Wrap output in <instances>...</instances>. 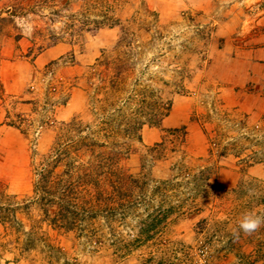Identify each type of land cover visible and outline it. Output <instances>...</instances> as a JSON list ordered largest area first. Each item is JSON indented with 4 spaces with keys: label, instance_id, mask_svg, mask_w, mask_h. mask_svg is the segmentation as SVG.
Wrapping results in <instances>:
<instances>
[{
    "label": "rangeland",
    "instance_id": "374dc122",
    "mask_svg": "<svg viewBox=\"0 0 264 264\" xmlns=\"http://www.w3.org/2000/svg\"><path fill=\"white\" fill-rule=\"evenodd\" d=\"M263 33L264 0H0V264H264Z\"/></svg>",
    "mask_w": 264,
    "mask_h": 264
},
{
    "label": "crops",
    "instance_id": "0c3cea01",
    "mask_svg": "<svg viewBox=\"0 0 264 264\" xmlns=\"http://www.w3.org/2000/svg\"><path fill=\"white\" fill-rule=\"evenodd\" d=\"M260 38L264 42V33ZM252 41L248 40L246 44H252ZM241 58L246 65V72L242 74L245 77V81L255 84H253L255 86L253 91L250 89L248 96L254 97L253 100L259 101L264 105V44L258 48L249 47Z\"/></svg>",
    "mask_w": 264,
    "mask_h": 264
},
{
    "label": "clouds",
    "instance_id": "9594fccd",
    "mask_svg": "<svg viewBox=\"0 0 264 264\" xmlns=\"http://www.w3.org/2000/svg\"><path fill=\"white\" fill-rule=\"evenodd\" d=\"M262 226H264V217L248 212L243 215L239 222L238 230L234 234L238 236L239 231H243L246 235H251Z\"/></svg>",
    "mask_w": 264,
    "mask_h": 264
},
{
    "label": "trees",
    "instance_id": "16d2710c",
    "mask_svg": "<svg viewBox=\"0 0 264 264\" xmlns=\"http://www.w3.org/2000/svg\"><path fill=\"white\" fill-rule=\"evenodd\" d=\"M88 146H89V145H88ZM93 183L97 184V181H96V180H90V185H92V186L94 185V186H95V184H93ZM60 221L63 222V220H60ZM60 221L57 220V219H53V220H52V223H53V224H56V223H58V222L60 223Z\"/></svg>",
    "mask_w": 264,
    "mask_h": 264
}]
</instances>
